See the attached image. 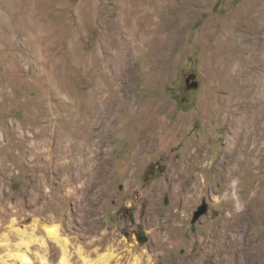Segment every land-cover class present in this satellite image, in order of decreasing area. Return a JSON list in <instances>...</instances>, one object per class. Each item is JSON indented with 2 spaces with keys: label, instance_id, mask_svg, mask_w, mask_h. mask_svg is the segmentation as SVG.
I'll return each mask as SVG.
<instances>
[{
  "label": "rangeland",
  "instance_id": "1",
  "mask_svg": "<svg viewBox=\"0 0 264 264\" xmlns=\"http://www.w3.org/2000/svg\"><path fill=\"white\" fill-rule=\"evenodd\" d=\"M261 42L264 0L171 12L155 0H0V264L21 253L32 264H226L213 243L227 206L216 164ZM249 116L264 136V106ZM195 148L207 168L191 162ZM258 162L242 185L263 203L239 232L254 247L246 264H264V153ZM197 172L208 185L195 194Z\"/></svg>",
  "mask_w": 264,
  "mask_h": 264
},
{
  "label": "bare ground",
  "instance_id": "2",
  "mask_svg": "<svg viewBox=\"0 0 264 264\" xmlns=\"http://www.w3.org/2000/svg\"><path fill=\"white\" fill-rule=\"evenodd\" d=\"M188 1L189 0H181V2H178L177 0H155V4H156V6L160 5L162 11L171 12V11L178 10L179 7H183L185 5V3ZM184 20H185V18L182 17V21H184ZM158 21H160L163 26H164L163 21H165V23L168 22V20L166 18H161V17L158 19ZM170 21L174 22V20H171V19H170ZM127 22H128V20H127ZM120 24H122V25L126 24V17L121 18ZM27 25L29 26V23ZM27 25H26V27H28ZM227 27H229V26H227ZM26 30H24V33L30 32V30L29 31H28V29H26ZM35 30H38V29H35ZM35 32L38 33L37 31H35ZM248 33H250V32H248ZM40 34H41V38H42V36L43 37L45 36L42 32ZM222 34H225V31H222ZM38 35H39V33H38ZM226 35H229V33H227ZM230 35H233V34H230ZM171 36L174 37L175 34H173ZM243 36H244V34H238V38H241ZM32 39H33V41L31 44H33V42H35V40H37V39H34L33 37H32ZM30 40H31V37L26 39V44H27V42H30ZM228 41L229 40L226 41V39H225V42L228 43ZM224 44H226V43H224ZM224 44H223V46H224ZM256 44L257 43L255 42V45ZM258 50H259L258 54L262 56L263 61H262V63H257V64L253 65L254 69H253L251 75L248 76L246 79V82H245L246 88L240 94L242 96V99H241L242 105L240 104L241 105L240 108H242V110H241L242 117L236 118V121H235L236 127H235V130L233 132V135L229 136L227 138V146L225 148V155L216 164V181H219V182H222L225 184V190H224L225 193H224V197H223V200H224L223 202L226 203L227 206L225 208L226 210L224 209L222 212V218H221L220 224H218V227H219L218 231L214 235L213 243L217 246V249H218L220 256L223 257L225 260H227L226 264H246L245 262H250L253 259H255V255H254L255 252H254L253 245H250V243H244V241L242 242V239L239 235V232L244 228V225L246 224V221H245L246 220V218H245L246 214L253 209L262 208V205H263L262 201L258 198L259 194H257V195H255V194H244V189L242 187L243 181H244L243 179H244L245 175L250 174L255 169H259V170L255 171V174H260L261 163L258 162V159H259L260 155H262L264 153V136H257L258 134L256 132L249 133V130L246 129L249 126V123L251 121V118L249 116L250 111H252L253 113H257L259 111L260 107L264 106L263 105L264 104V91H262V88H261V86H264V74L262 73V70L264 71V43H262V42L260 43V45L258 46ZM244 66L246 67L247 64H245ZM98 91L104 97V94H103L101 87L98 89ZM250 91H253V93H252L253 96L245 98V96H249L248 94ZM57 94H58V92H57ZM102 102H103V99H102ZM106 103L109 104L110 101L108 100V101H106ZM108 104H106L104 106L106 109L103 107V113L106 112V110L108 111ZM98 109H99V107H98ZM156 110H157L156 112H158L157 108H156ZM86 111H88V110H86ZM155 114H157V113H155ZM82 123H84V122H82ZM147 146H152V144L148 143ZM189 158H190L192 163L202 164L203 167L207 168L206 166H204V164L206 165V162L209 158V153H208V151L205 150V148L204 149H196L195 151H192L191 157H189ZM208 164H211V163L209 162ZM203 180L201 179V175L199 174V172H197L193 177L190 178V184H196L195 194L198 193V190L201 187L208 185V180L206 179L205 182H203ZM234 181L236 182L235 184L233 183ZM203 183H205V185ZM220 190L221 189L219 188L218 192ZM237 199H239L240 202H242L244 204V210L242 212L236 211ZM44 226L46 228L45 230L47 231L48 237L56 238V239L59 238V228L57 225L50 224V225H44ZM40 240L43 243L45 242L43 238H41ZM19 257L21 259V264H32V259L29 255H27L25 253H21V254H19ZM67 257H68L67 252L65 251L63 253L62 261H67V259H68ZM193 263H194V261H192L188 264H193ZM166 264H187V263L183 260H174V261L168 262Z\"/></svg>",
  "mask_w": 264,
  "mask_h": 264
},
{
  "label": "water",
  "instance_id": "3",
  "mask_svg": "<svg viewBox=\"0 0 264 264\" xmlns=\"http://www.w3.org/2000/svg\"><path fill=\"white\" fill-rule=\"evenodd\" d=\"M188 86L198 87L199 83L197 80L191 81V77L186 79ZM208 211V204L204 203L199 209L195 212L194 221L198 220V218Z\"/></svg>",
  "mask_w": 264,
  "mask_h": 264
},
{
  "label": "clouds",
  "instance_id": "4",
  "mask_svg": "<svg viewBox=\"0 0 264 264\" xmlns=\"http://www.w3.org/2000/svg\"><path fill=\"white\" fill-rule=\"evenodd\" d=\"M234 184L236 183L235 181L233 182ZM244 210V204L242 202H240L239 199H237L236 202V211L237 212H242Z\"/></svg>",
  "mask_w": 264,
  "mask_h": 264
}]
</instances>
